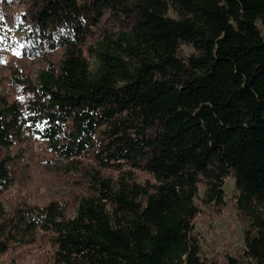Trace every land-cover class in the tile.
<instances>
[{"label": "trees", "instance_id": "16d2710c", "mask_svg": "<svg viewBox=\"0 0 264 264\" xmlns=\"http://www.w3.org/2000/svg\"><path fill=\"white\" fill-rule=\"evenodd\" d=\"M34 1L28 50L61 57L24 105L0 92V192L14 179L9 148L25 137L70 166L94 150L100 165L153 181L90 171L70 216L56 201L11 217L0 203V254L40 230L50 264H203L194 199L202 185L204 202L221 203L231 175L245 257L264 264V0ZM105 12L133 23L90 48L92 69L83 45ZM6 41L0 30V60ZM182 45L195 53L180 56Z\"/></svg>", "mask_w": 264, "mask_h": 264}, {"label": "rangeland", "instance_id": "374dc122", "mask_svg": "<svg viewBox=\"0 0 264 264\" xmlns=\"http://www.w3.org/2000/svg\"><path fill=\"white\" fill-rule=\"evenodd\" d=\"M34 0H0V30L7 37L9 49L0 60V92L8 100L25 104L34 97L32 86L37 83L39 72L47 63L57 65L61 49L41 48L38 54L30 53L29 26L32 12L36 8ZM169 9L167 15L176 17V9ZM132 18L124 20L120 15L105 12L92 27L83 45V56L90 68H94L95 57L90 48L107 34L127 31ZM180 56L195 53L190 46L180 47ZM19 53L17 55L16 53ZM23 99H19V98ZM10 155L13 183L0 192V203L6 216H14L27 207H42L51 201L58 202L68 216L79 195L85 192L88 172L98 170L101 175L116 180L124 170L138 184L152 182V176L145 170L121 164V171L114 166H102L96 159V151L77 157L70 166L67 160L52 154L47 145L35 137H25L13 144ZM222 202H204V187L199 186L194 199L198 213L193 220V235L199 242V259L203 264H249L244 253V220L236 208V190L231 175L224 178ZM50 233L36 230L31 242L21 240L10 243L9 248L0 254V264H50L53 252ZM231 261V262H230Z\"/></svg>", "mask_w": 264, "mask_h": 264}, {"label": "snow or ice", "instance_id": "6c2138e0", "mask_svg": "<svg viewBox=\"0 0 264 264\" xmlns=\"http://www.w3.org/2000/svg\"><path fill=\"white\" fill-rule=\"evenodd\" d=\"M0 19H2V17H0ZM17 55H19V53L17 52L16 53ZM19 99H23L22 97L21 98H19ZM37 127H41V125H36Z\"/></svg>", "mask_w": 264, "mask_h": 264}]
</instances>
